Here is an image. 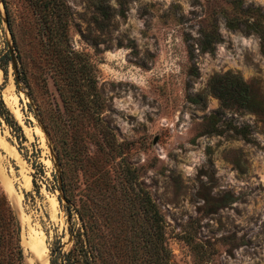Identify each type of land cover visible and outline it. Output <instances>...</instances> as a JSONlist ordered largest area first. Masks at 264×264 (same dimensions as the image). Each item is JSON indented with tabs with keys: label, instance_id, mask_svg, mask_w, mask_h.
I'll list each match as a JSON object with an SVG mask.
<instances>
[{
	"label": "rangeland",
	"instance_id": "rangeland-1",
	"mask_svg": "<svg viewBox=\"0 0 264 264\" xmlns=\"http://www.w3.org/2000/svg\"><path fill=\"white\" fill-rule=\"evenodd\" d=\"M8 8L7 16L0 0V98L21 132L0 101V191L19 223L23 264L40 263L37 243L48 264L51 245L71 243L57 187L63 147L80 188L106 200L150 196L164 221V264H264V121L221 105L209 87L231 70L264 98V0H8ZM40 28L54 29L50 44ZM213 31L212 49H202ZM4 179L20 196L14 203ZM130 222L149 230L140 213ZM126 250L154 263L149 241Z\"/></svg>",
	"mask_w": 264,
	"mask_h": 264
},
{
	"label": "trees",
	"instance_id": "trees-1",
	"mask_svg": "<svg viewBox=\"0 0 264 264\" xmlns=\"http://www.w3.org/2000/svg\"><path fill=\"white\" fill-rule=\"evenodd\" d=\"M4 11L8 16V0H1ZM37 6H47L52 0H34ZM54 10L49 18L52 20ZM43 41L50 44L54 29L40 28L37 30ZM264 52V27L257 29ZM12 34V30H10ZM207 39L201 44L202 49H212V42L218 38L217 32L206 33ZM211 36V37H210ZM210 38V39H209ZM211 91L219 98L221 105L244 108L260 114L264 121V98L257 95L251 84L244 80L238 72L227 70L213 75L209 81ZM1 108L6 115L4 120L19 129L21 127L1 100ZM3 106V107H2ZM57 125L53 124V140L58 146L56 135ZM61 146V144H60ZM61 189L58 197L69 221L68 229L70 245L64 249L62 243L50 246L49 264H139L136 252L126 250V244L132 243L133 248L141 247L149 241L151 254L154 255L153 264L167 262V249L164 246V221L157 206L144 191L134 196L120 198L111 195L106 200V193L90 188L82 189L73 178V153L66 147L61 149ZM34 182V178L32 179ZM136 203L134 204V200ZM128 203V204H127ZM136 205L135 207H132ZM139 213L148 221L149 230L144 233L145 226L138 224L133 227L130 221H136ZM73 214L76 223L71 222ZM134 225V224H133ZM20 227L17 217L11 207L9 199L3 189L0 191V264H23L22 248L19 243ZM145 241V243H144ZM140 258V257H139Z\"/></svg>",
	"mask_w": 264,
	"mask_h": 264
},
{
	"label": "bare ground",
	"instance_id": "bare-ground-1",
	"mask_svg": "<svg viewBox=\"0 0 264 264\" xmlns=\"http://www.w3.org/2000/svg\"><path fill=\"white\" fill-rule=\"evenodd\" d=\"M3 183L7 189V191L10 194V198L12 200V202H16V200L20 197L19 195L14 196V192H15V188L13 187V185L11 183H9L7 180H3ZM44 248L46 249V247L44 246L43 243H37V248H34V250L36 249V256L38 257V259L40 260L41 264H48V258L46 255V251L44 252ZM43 250V252H42ZM49 257V256H48Z\"/></svg>",
	"mask_w": 264,
	"mask_h": 264
},
{
	"label": "water",
	"instance_id": "water-1",
	"mask_svg": "<svg viewBox=\"0 0 264 264\" xmlns=\"http://www.w3.org/2000/svg\"><path fill=\"white\" fill-rule=\"evenodd\" d=\"M7 21V20H6ZM8 47H9V52H10V55H11V62H12V66L14 67V69H16V66H17V60H16V58H15V56H14V52H13V45L12 44H9L8 45ZM57 179H58V183L59 184H61V172H60V169L59 168H57ZM59 189V193H61V189L60 188H58ZM69 239H70V235H69ZM38 264H41V263H38Z\"/></svg>",
	"mask_w": 264,
	"mask_h": 264
}]
</instances>
